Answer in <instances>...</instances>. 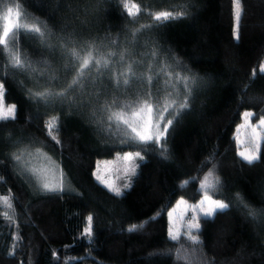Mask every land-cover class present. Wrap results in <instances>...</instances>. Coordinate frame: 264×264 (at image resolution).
I'll return each mask as SVG.
<instances>
[{
  "label": "trees",
  "instance_id": "trees-1",
  "mask_svg": "<svg viewBox=\"0 0 264 264\" xmlns=\"http://www.w3.org/2000/svg\"><path fill=\"white\" fill-rule=\"evenodd\" d=\"M126 1L140 6V25L154 23L147 13L184 11L180 18L153 29L151 40L169 60L175 57L202 78L190 107L169 127L167 158L160 154L164 140L160 145H139L145 149L144 159L133 161L138 165L136 174L126 178H131V188L115 197L98 183L93 171L98 159L134 151L133 146L114 143L115 138L93 121L91 109L47 107L19 86L22 81L32 87L25 75L0 77L5 103L16 105V120L0 127V197L8 196L12 203L7 208L0 201V264H264V216L254 220L237 200L239 194L250 208H264V140L260 160L249 166L238 155L235 137L243 111L253 113L251 121L264 117V73L259 70L264 60V0H241L239 40L234 0ZM16 4L17 0H0V23L7 8L15 10ZM69 4L84 7L74 0H24L20 10L30 18L22 15L21 22L36 23L43 31L37 23L43 21L59 32L67 20L70 29L75 27L86 38L118 37L133 27L118 0H104L92 15L70 12ZM18 45L21 53L40 58L31 35L18 36ZM43 54L58 63V55ZM0 65L6 68L4 54H0ZM52 117H58V131L53 134L59 144L47 135ZM29 144L56 160L63 169L65 187L70 181L72 191L40 192L30 186L9 159L18 151L16 145ZM209 171L219 177L209 195L224 200L228 208L210 223L202 214L196 215L202 244L192 245L184 236L194 214L190 207L185 218L178 220L183 221L180 240L172 241L167 210L179 197L196 203L203 193L200 183ZM5 211L11 219L3 215ZM89 215L93 217L91 237L85 233ZM141 224L142 229L127 231ZM196 248L200 251L194 252Z\"/></svg>",
  "mask_w": 264,
  "mask_h": 264
},
{
  "label": "snow or ice",
  "instance_id": "snow-or-ice-1",
  "mask_svg": "<svg viewBox=\"0 0 264 264\" xmlns=\"http://www.w3.org/2000/svg\"><path fill=\"white\" fill-rule=\"evenodd\" d=\"M24 0H17L16 8H7V14L0 23V54L6 56V68L0 65V77L21 73L29 79L32 87H25L23 82H18L24 88L27 95L38 103L47 107L73 108L82 110L91 109V116L95 123L108 137H114V143L131 145L133 150H128L121 157L116 156L115 161H104L103 169L97 164L95 179L103 185L115 197L125 195L121 187L106 178L104 173L112 171L111 165L123 162L125 176L136 174L137 164L132 163L136 159L143 160L141 155L145 149L139 145L152 144L162 145L161 155L167 158V140L169 127L173 120L182 111L190 107L189 100L193 91L199 90L202 78L183 65L178 59L172 57L169 60L162 52H159L155 42L151 40L152 30L159 29L166 22L175 20L184 15V11L161 10L147 13L154 21L150 25H140L137 19L141 8L137 3L118 0L123 8L127 10V16L132 28L126 29L122 36L118 37H94L87 38L75 27L68 26L67 20L62 23L59 32H54L47 23L38 21L43 26V31L36 23L29 25L21 22L22 15L30 18L26 11L22 13L20 6ZM77 5L84 4L83 8L72 7L69 4L68 11L73 13L83 12L92 15L99 10L104 0H74ZM235 6V38L239 40V27L242 16L241 0H234ZM15 15V21L12 17ZM79 19V15L74 17ZM83 23V21H82ZM91 30H89L90 32ZM31 35L35 41L38 51V59L31 58L27 52L21 53L18 45V36ZM144 49V51H140ZM44 52L58 55L59 61L53 64ZM12 70L8 72L7 70ZM264 73V65L260 67ZM6 90L4 82L0 80V127L10 126L6 122L16 120V105L5 104ZM252 112H244V124L241 127H249L251 134L248 138V147L240 151L238 155L243 162L251 166L260 160L261 141L264 139V117L259 118L257 125H252L250 120ZM58 117H52L47 122V135L57 144L60 143L57 136L53 134ZM163 125V127H161ZM260 129L258 131L257 129ZM239 143V138H237ZM18 151L10 154L9 159L16 166L22 167L30 174L42 192H64L65 178L63 169H59V180L53 183L50 178L31 167V161L26 159L33 156V152L43 155L52 164L51 157L42 153L41 147L29 145H16ZM2 163V161H0ZM214 167V166H213ZM58 168V165H57ZM116 171H120L119 168ZM119 178V177H117ZM187 181H185V184ZM219 184V177L213 171H209L200 183L204 191L203 199L198 205H193L192 211L202 213L205 223L212 222V217L222 214L228 208V204L220 199H213L208 194L213 192ZM131 188L130 178L123 184V189ZM69 190L70 181H69ZM237 200L247 209V213L254 220L264 216V208L259 210L250 208L243 199L237 195ZM4 207L12 208L8 196L0 197ZM185 204V201H181ZM2 210V209H0ZM3 215L11 219L8 212ZM171 216V213H168ZM93 217H87L88 227L86 235H92ZM200 223L198 217L193 214L189 217L184 236L192 245H201L199 239ZM143 228V224L130 226L127 231L134 232ZM169 238L179 241L180 230L169 229ZM193 251H200L199 248ZM188 259V257H185Z\"/></svg>",
  "mask_w": 264,
  "mask_h": 264
},
{
  "label": "rangeland",
  "instance_id": "rangeland-1",
  "mask_svg": "<svg viewBox=\"0 0 264 264\" xmlns=\"http://www.w3.org/2000/svg\"><path fill=\"white\" fill-rule=\"evenodd\" d=\"M262 65H264V60L260 63L259 70H260V67ZM8 104H11V103H7L6 106ZM246 111L251 112L250 110H245V111H243V113L246 112ZM243 113L241 114V123L237 126V128L235 130V137H236V142L239 145V152L240 151H243L246 147H248V138H249V136L251 134V129L249 127H247V126L241 127V125L244 124ZM250 122H251L252 125H257L258 124V120H257V122L250 120ZM257 130L260 131L259 128ZM261 135H262V137H264V132H261ZM237 138H239V143L237 141ZM262 140H264V139H262ZM42 153H46L47 154V157H51L45 151H42ZM124 154H125V152H122V153H120L119 156L122 157ZM116 156L110 157V159H98L97 164L100 163L101 168L103 169V167H104L103 162L104 161H110V160L111 161H115ZM26 159H28V160L31 161V165H30L31 167H35V168L39 169L43 173V175H45L48 178H50L53 183L58 182V180H59V169H60V166L56 162L55 159H53L51 157V161H54L55 162V164H52L43 155L36 154L35 152H33V156H31V157H28L26 155ZM97 164H96V167H95V169L93 171L94 173L96 172ZM57 165H58V168H57ZM110 167L112 168V171L111 172H108V173H104L105 174V177L106 178H110L111 181H113L116 184V186L121 187V189L124 190L123 189V184L125 183L126 178L129 177V175L131 173H129L128 176H125L124 175V172H123V162L122 161L121 162H117L116 164L111 165ZM117 168H119L120 171H116ZM17 170L20 173V175H23V177L30 184V186H32V187L34 186V188H36V190L42 192L41 190H39L36 182L33 180V178L30 176V174L28 172H26L20 166H17ZM117 177H119V178H117ZM130 180H131V178H130ZM121 182H122V184H121ZM64 187H65V185H64ZM65 189L69 190V188H67V187H65ZM70 189H71L70 191H72V188L71 187H70ZM203 195H204V191H203L202 195L200 196V199L196 203H188L182 197H179L178 200L176 201V203L167 210V214L168 213H171V216L168 215V223L170 224L169 229L180 230L181 231V228H183V226H182L183 225L182 224L183 221L182 220L181 221H178V220L179 219H182L184 217V215H186L188 213L187 211H188V209L191 206L198 205L199 202L203 199ZM213 199H216V198H213ZM182 200L185 201L186 203L185 204H181L180 202ZM222 202L223 203H226L224 200H222ZM191 211H192V207H191ZM198 213L199 214H202L199 211H197L194 214L197 215ZM184 228H186V227H184ZM169 229H168V234H169Z\"/></svg>",
  "mask_w": 264,
  "mask_h": 264
}]
</instances>
